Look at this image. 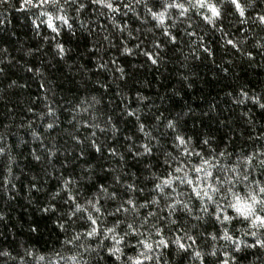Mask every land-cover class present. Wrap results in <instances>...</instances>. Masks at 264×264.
<instances>
[{
	"label": "trees",
	"instance_id": "obj_1",
	"mask_svg": "<svg viewBox=\"0 0 264 264\" xmlns=\"http://www.w3.org/2000/svg\"><path fill=\"white\" fill-rule=\"evenodd\" d=\"M112 2L121 5L119 11L91 0H70L61 9L27 7L23 0L0 2V264H132L128 257L134 260L147 251L138 240L154 249L149 253L153 259L143 264H201L194 251L200 252L203 264H219L225 252L235 256L230 264H264V248L244 246L264 235H245L248 225L233 219L227 229L241 242V250L235 251L222 238L223 226L198 211L200 202L189 200V189L179 181L174 186L181 195L173 198L197 211L189 216L179 208L173 218L180 223L165 228L163 236L168 241L183 237L177 230L183 226L196 238L187 253L171 243L157 248L154 241L160 237L149 226L140 229L143 235L126 238L124 255L115 262L107 251L114 240L87 237V222L80 214L70 218L73 205L65 202L64 191L68 179L80 203L104 183L124 199L131 196L142 204L155 195V177L179 166L169 168L165 160L180 157L185 147L205 159L216 157L225 179L231 175H225L227 170L243 164L245 157L264 159V108L259 107L264 104V24L257 18L264 14V0H254L246 18L238 17L227 0L223 5L212 0L222 10V19L213 18L214 23L203 19L210 12L191 6L196 0H176L188 9L183 16L181 9L164 10L172 0H145L147 8L134 0ZM80 3L85 7L77 11ZM148 9L164 12L163 18H154ZM49 123L54 127L47 128ZM177 136L188 143L179 145ZM92 140L101 152L91 146ZM143 144L151 147V155H133L143 151ZM189 159L199 163L196 157ZM262 173L255 164L252 176L264 180ZM116 176L120 184H114ZM125 183L144 191L126 192ZM119 202L101 204L113 212ZM158 208L165 209L163 199L158 206L140 209L141 219ZM228 214L234 216L231 210ZM166 215L167 209L157 211V218ZM196 215L201 219L192 218ZM117 218L123 220L124 214L104 215L101 227H111ZM123 231L121 223L118 232Z\"/></svg>",
	"mask_w": 264,
	"mask_h": 264
},
{
	"label": "snow or ice",
	"instance_id": "obj_2",
	"mask_svg": "<svg viewBox=\"0 0 264 264\" xmlns=\"http://www.w3.org/2000/svg\"><path fill=\"white\" fill-rule=\"evenodd\" d=\"M0 2H6V0H0ZM91 2L93 4H103L104 7L112 12L119 11L121 7L119 4H114L112 0H91ZM134 2L136 4L144 3L147 8L145 0H134ZM227 2L229 6L234 9V12L238 14V17L246 18L247 9L254 7V0H247L246 3H242L241 0H227ZM223 3L224 0H220V5H223ZM68 4H70V0H63V4L60 3V0H23V5L27 7L50 5L54 8L61 9L64 5ZM191 6L205 9L210 12L211 15H204L203 17V19L208 23H214L213 18H215L216 21L222 19L221 7L212 2V0H196V3ZM84 7L85 4L80 3L76 10L79 11V9ZM122 7L131 9L130 4H123ZM163 7L165 11L168 8L181 9V16H183L188 10L185 8L184 4L178 3L176 0H172L171 3L164 4ZM148 11L154 18L162 19L164 16V12L156 13L152 12L151 9H148ZM58 18L62 20L64 19L62 16ZM257 18L261 24H264V14H258ZM53 30L56 31V29ZM165 34L168 35V33ZM192 34L194 35V33ZM170 39L173 42L175 41L174 36H170ZM227 43L232 45L234 48L236 47V44L231 39H229ZM57 48L61 54L64 52L62 45L58 44ZM125 51H130V49H125ZM204 51L208 52L209 50L205 48ZM144 54L152 60L153 64L156 63V60L152 59L151 53L145 52ZM101 67H103V65H101ZM118 70L121 73L123 72L122 69ZM244 95H247V93H244ZM256 102L259 104L258 100ZM259 107L264 108V104H259ZM51 111V108H49V114H51ZM129 115H134V113H129ZM168 126L174 127L173 121L169 120ZM46 127L53 128L54 124L49 123ZM101 131H104V129H101ZM140 131H144L143 125H140ZM145 135H147V133H145ZM73 139H75V137H73ZM175 139L179 142V145H186L188 143L185 138L180 136H177ZM203 143L207 144L208 141L205 140ZM90 144L95 148L97 153L101 152V148L96 145L95 140L90 141ZM140 148H142L143 151H137L133 155H151L152 149L147 144L140 145ZM0 151H3V149H0ZM108 151L113 156L117 154L115 149H108ZM81 155H83V153H81ZM219 155L222 157L225 153L221 152ZM260 155L264 156V153H261ZM191 157H196L199 160V163L193 164L189 159ZM120 158L123 159V156ZM36 159L39 160L40 157L37 156ZM216 159V157L205 159L201 156V153L195 152L194 149L189 150L185 147L180 157L165 160L164 163L169 168H172L173 163H176L179 166L172 168V171L167 172L165 176L155 177L152 189L155 195H153L151 199L145 198V202L142 204H137L131 196L124 199L114 189L113 185H106L104 183L96 185L94 193L85 198L83 203H80L78 202L79 193L77 192L73 195V189L69 187V185L74 182L70 179L65 180L64 191L67 195L65 202H71L73 205L70 218L71 216L80 214L78 218L87 222L88 230L84 233L87 237L101 236L104 239L110 238L114 240L115 243L108 246L107 251L115 262L121 261L124 255L121 245L126 242V238L129 235H143L144 233L141 232L140 229H147L149 226L152 230H154L155 235L160 237L158 240L154 241L157 248H168L171 243L177 245L179 250L187 253L189 249H192L193 245L196 244V238L184 231L183 226L177 229L180 232H184L183 237L177 235L172 241H168L163 236L165 228H168L169 225L175 226L180 223L178 218H173L179 208L185 210L189 216H191L194 211H197V209L190 207L189 203L185 202V200L173 198L174 196L181 195L177 192V189L174 186V182L179 181L180 185H184L189 189L188 199L191 200L194 197L200 202L198 211L208 213L215 222L221 224L223 226L222 238L231 241L235 246V251H240L241 242L233 239V237L228 234L227 223L231 222L233 219H238L242 223H246L250 229L245 232V235L258 237V232L264 235V180H257L252 176L255 164H259L261 168L264 169V159H256L255 154L245 157L243 164L227 170L225 175L227 176V173H231V175L227 176L226 179L221 177L220 166L218 163L214 162ZM145 167H149V165H146ZM189 172L193 173V175L190 176ZM179 173H183V175H175ZM113 180L114 184H120L121 178L116 176ZM34 186L35 185H33V187ZM123 187L126 192L144 191L143 188H137L134 183H125ZM110 188H113V190L110 191ZM56 195H59V193H56ZM157 197L163 199L165 209H167V215L159 216L157 218V211L163 212L165 210L158 208L157 211L146 212L141 219L140 209L158 206L160 204V199H157ZM118 198L120 202L115 206L113 212H108L107 209L103 208V205L101 204L102 200L106 202H115ZM169 200L171 202H169ZM229 210L234 213V216H230L228 214ZM43 211H48V208L43 209ZM121 213L124 214L123 220L117 218L114 220L111 227H101L100 221L104 215L116 216ZM129 216L132 217L131 222H128L127 218ZM192 218L196 220L201 219L199 215L193 216ZM153 219H155L156 222L150 225V221ZM137 220H140L139 224L136 222ZM121 223L124 224V231L122 235L118 232ZM33 231H35V229H33ZM217 238V235H212L213 240H216ZM73 239H79V235L74 236ZM67 242L71 243L72 241L69 240ZM137 242L147 251L140 253L134 260L131 257H128V260H131L132 264H143V260H152L153 257L149 253L154 250L153 245L146 243L144 240H138ZM244 246H259L260 248H264V239L256 238L252 244H245ZM3 254L7 255V253ZM28 254L31 255V253ZM192 254L197 259H200L201 264H203L200 252L194 251ZM211 255H215V252L211 253ZM224 256L226 259L219 261V264H230V260L233 262L235 261V256L229 257L228 252H225ZM40 259H43V257ZM72 259L75 260V257Z\"/></svg>",
	"mask_w": 264,
	"mask_h": 264
}]
</instances>
